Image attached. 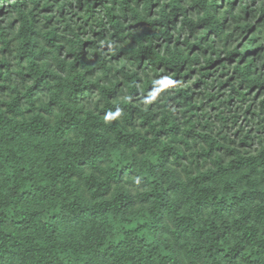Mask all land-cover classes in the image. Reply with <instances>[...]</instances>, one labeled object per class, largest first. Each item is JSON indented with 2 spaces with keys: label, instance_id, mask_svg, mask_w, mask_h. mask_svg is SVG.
<instances>
[{
  "label": "trees",
  "instance_id": "obj_1",
  "mask_svg": "<svg viewBox=\"0 0 264 264\" xmlns=\"http://www.w3.org/2000/svg\"><path fill=\"white\" fill-rule=\"evenodd\" d=\"M0 264H264V0H0Z\"/></svg>",
  "mask_w": 264,
  "mask_h": 264
}]
</instances>
